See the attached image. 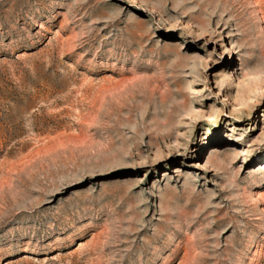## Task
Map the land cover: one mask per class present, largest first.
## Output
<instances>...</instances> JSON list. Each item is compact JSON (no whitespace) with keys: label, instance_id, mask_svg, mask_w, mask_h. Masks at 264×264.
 Returning a JSON list of instances; mask_svg holds the SVG:
<instances>
[{"label":"rangeland","instance_id":"374dc122","mask_svg":"<svg viewBox=\"0 0 264 264\" xmlns=\"http://www.w3.org/2000/svg\"><path fill=\"white\" fill-rule=\"evenodd\" d=\"M0 264H264V0H0Z\"/></svg>","mask_w":264,"mask_h":264}]
</instances>
